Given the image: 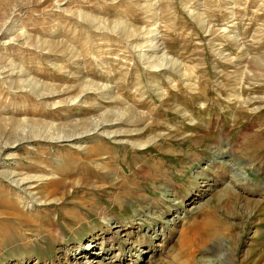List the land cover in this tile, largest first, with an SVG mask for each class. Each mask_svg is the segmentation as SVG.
<instances>
[{"label":"rangeland","instance_id":"rangeland-1","mask_svg":"<svg viewBox=\"0 0 264 264\" xmlns=\"http://www.w3.org/2000/svg\"><path fill=\"white\" fill-rule=\"evenodd\" d=\"M69 159V194L23 202L38 223L0 264H166L191 213L230 191L207 223L223 247L190 256L264 264V208L247 209L264 203V0H0V174L46 185ZM17 187L0 178L2 192ZM15 190L18 204L28 193ZM13 212L0 205V227ZM53 220L57 239L36 240Z\"/></svg>","mask_w":264,"mask_h":264},{"label":"bare ground","instance_id":"bare-ground-1","mask_svg":"<svg viewBox=\"0 0 264 264\" xmlns=\"http://www.w3.org/2000/svg\"><path fill=\"white\" fill-rule=\"evenodd\" d=\"M109 124H110V122L98 124L95 127H92L90 129L85 128L82 131H79L78 127H77V129H74V131L72 132L73 134H70L69 136H65V137H58V139L65 141V142L66 141H71V142L72 141H80L82 138L89 137V136L93 135L94 133L100 132L99 130L103 129V131H104V128L112 126V124L111 125H109ZM132 131H134V130H132ZM107 135L110 136L111 138H113V140H115V141H118L117 138H121L123 135L125 136V134H123V132H120L117 130L113 131L112 133H109ZM33 141L34 140H28V142H33ZM118 142L122 143V140H120ZM6 149L7 148L4 147L2 149L3 152H5ZM102 149L103 148H101L97 145L94 148H92L91 153L92 152L93 153L94 152L99 153ZM1 157H3V156H1ZM63 165H65V164H63ZM76 165H77V161H74L73 159H69V162L66 164V166H64V167L62 166V168L61 167L57 168L59 170V172L58 171H56V172H57V174L59 173L60 176L59 177L57 176L56 180H54L50 184H46V185H45V182L48 180L47 176H42L41 178L40 177L36 178L33 176H28L25 178H19L17 175L18 173L14 174V172L11 173L9 171L8 172H2L0 174V178L8 179V181H11L12 184L14 183L16 186H18L20 189H22L21 190V191H23L22 193H28V195H25V196H24V194H22L23 197L17 201L18 202V204H17L16 202H10L9 198H10V193L13 190L16 189L15 191L19 192L18 187L12 188V189H6L5 192L4 191L2 192L0 190L1 191L0 194L5 195L4 199L2 197H1L2 199L0 198V205H2V207L5 205L9 208H12V210L14 211L13 212L14 215L17 216V218H18L16 220V218L13 217V219L15 221L14 225L7 224V225H3L2 227H0V233H1V237H2L0 240V258L3 255L5 256V254L3 253L4 251L8 252V250L10 248L14 247V245H17V242L20 239V237L23 239L25 238V236L22 234V231L25 232L24 229L27 226H29V227H30V225L32 226V224L34 222H35V224L38 223L37 216L36 217L33 216L34 220H31L29 218L30 216L27 217L29 212L24 210L25 206L24 207L22 206L23 202L28 203L27 198H29L31 200L34 198L33 200H35L36 203H39V204H37V207L38 206L39 207H41V206L42 207H46V206L48 207V206L53 205L55 202H58L60 200L64 201L67 194H69L68 189H67V186H69V185H67L68 182L65 181L66 178L64 175H66V177L71 176L75 172ZM83 167H85V166L83 165ZM53 177L55 179V176H53ZM69 184H70V182H69ZM42 185H45V187H43L44 188L43 190L45 192L44 195L40 194V192L39 193L35 192L37 190V188H39ZM48 188H50L51 190L46 191L45 189H48ZM201 192H203V190H201ZM54 194H60L61 198L60 199H57V198L51 199L54 196ZM38 195H40L41 197H38ZM235 198H236L235 193L230 191L229 193H227L224 201H222L221 198L217 197L216 199L208 200L207 206L202 204V206L197 208L198 211H197V209H195V211L193 213H191L192 216L197 215L199 212L201 214L200 217H197L196 219H194V221L192 222V225L187 228L188 234H189L188 237L179 240V242L177 244V246L179 247L178 252H177V258L168 260L166 264H200L201 262H200L199 258H196L195 255L190 256V254H193V253L189 252L191 246H193V248H195V250H196L195 253L199 252L201 250H204L206 253H210L214 248H217V246H220V248H222L223 247L222 240L218 237L217 238L214 237V234L212 232H210L208 229L210 227V226H207V223L209 222L208 219L210 218V220H213L215 218L214 213H216V208H218L216 202L220 206L223 205L224 207H227L228 202H229V204H232V202L235 201ZM211 202L215 208H214V210L210 211V213H208V209H207L208 204H210ZM62 203L63 202H61V204ZM259 206H261V207L263 206V208H264V203L259 201V202L254 204V202L252 201L251 203H248L247 209L250 211H251V209L255 210L254 212L256 213V209L259 208ZM230 211L232 212V207H231ZM62 212H63V210H62ZM257 213H261V211L260 212L257 211ZM78 214L79 213H73V212H71V213L65 212L64 213L63 212V217L69 219L70 221H73L72 223H75V225L77 224L80 228H82L83 224H84V220L82 221V218ZM30 215L32 216V214H30ZM207 216H209V217L206 218ZM42 217H40V218H42ZM43 218H45V216ZM7 220L10 221L9 218H7ZM44 223H45V221H44ZM23 224H26V225L23 226ZM47 225L49 228H47L43 224H39V227L41 229L39 231H37V235H34L36 237V240H43L44 241V240H46V238L49 239L50 241L54 240L55 236H53L54 234H52L51 231L56 230V232L57 231L59 232L60 228L58 227V221L53 220L52 223H47ZM76 232H78V231H76ZM25 234H27V232H25ZM27 235L30 236V234H27ZM28 236H26V239L29 241L31 238H29ZM189 238L190 239L194 238V239L190 241ZM212 238H214V239H212ZM55 239H57V236ZM212 240H215V242H213ZM30 241H32V240H30ZM189 242H190V244H189ZM50 246H51V244H50ZM182 259H184V260L186 259V260L181 261ZM145 264H150V262H147V263L145 262ZM151 264H157L156 260L155 261L152 260Z\"/></svg>","mask_w":264,"mask_h":264}]
</instances>
